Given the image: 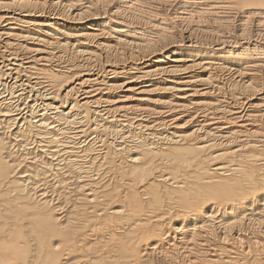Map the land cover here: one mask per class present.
<instances>
[{
  "label": "bare ground",
  "instance_id": "1",
  "mask_svg": "<svg viewBox=\"0 0 264 264\" xmlns=\"http://www.w3.org/2000/svg\"><path fill=\"white\" fill-rule=\"evenodd\" d=\"M0 264H264V0H0Z\"/></svg>",
  "mask_w": 264,
  "mask_h": 264
}]
</instances>
